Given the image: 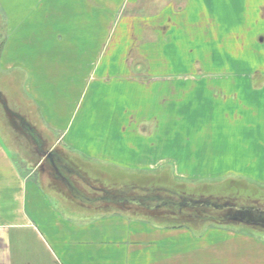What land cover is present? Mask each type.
Wrapping results in <instances>:
<instances>
[{
  "label": "crops",
  "instance_id": "crops-1",
  "mask_svg": "<svg viewBox=\"0 0 264 264\" xmlns=\"http://www.w3.org/2000/svg\"><path fill=\"white\" fill-rule=\"evenodd\" d=\"M126 20L171 24L168 50L187 40V56L205 65L214 50L244 61L243 49L260 56L264 43V0H0V73L24 102L1 92L0 264H264L253 195L264 194V66L256 58L250 79L236 78L239 64L234 76L218 66L169 78L184 64L136 63ZM158 32L136 47L163 55ZM82 164L108 180L95 183ZM164 168L176 193L224 191L231 202L200 207L225 211V223H158L164 205L133 190L164 188Z\"/></svg>",
  "mask_w": 264,
  "mask_h": 264
},
{
  "label": "rangeland",
  "instance_id": "rangeland-1",
  "mask_svg": "<svg viewBox=\"0 0 264 264\" xmlns=\"http://www.w3.org/2000/svg\"><path fill=\"white\" fill-rule=\"evenodd\" d=\"M126 21H128V20H126ZM120 26L122 27L124 32L128 33V35L131 34V38H133L132 39V46H131V50H133L132 59H137L136 63H139V60H141V62L143 61L144 63H148V65H151V64L155 65L158 62L164 66L165 71H166V69H169V66H176L179 64L185 65V66L182 65L180 67L176 66V68L173 69L172 72L171 71H168L169 73L165 72L164 74L169 76V78H174V79H177V78L188 79L189 77H191V78H200V77L207 78L205 76L208 73H211L212 70H214L215 68L218 70V66L224 67L223 69L224 70L226 69L227 73L229 75L234 76L236 73L233 71V69H235V68H233L232 66H236L237 64H239L240 68H238L236 78L250 79L252 76V73H251V71H247V70L248 69L250 70L252 62H254L256 60V58L259 59L260 66L261 67L264 66V43L262 41H261L262 46H261L260 56H255V55L253 56L252 54H249L252 51L251 48L249 49V47L247 49L246 48L243 49V50H245L243 53L244 54L243 55L244 61L242 60L241 56H239L238 59H236V57L234 55L229 54L228 52H227L228 54L226 53V54H224V56L220 57L219 52L217 50H214V53L212 54L214 56L213 60L209 61V64L205 65L206 59L203 55H200V53H198L197 55L190 54L189 56H187V53H186L187 52V49H186L187 40H183L184 41V49H181V51L179 50L178 47H174L173 49L168 50L169 49L168 47H171V45L175 41L176 42L178 41L177 40L178 38L176 36L174 37L173 40L171 38V31H172V25L171 24L162 25V23H157V21L139 23V22H135L134 20H131L128 22H121ZM162 28L164 30V37H163L164 38L163 39L164 44L163 45H164V50H165L163 55H160L158 58H156L155 51L153 48L150 49L148 47L146 50V48L142 49V48L136 47V45H137L136 40H137L139 35L141 37H143V35L149 34L150 37H148V39L149 40L150 39L155 40L154 33L161 31ZM119 30H120V28H119ZM261 39L264 41V34H263V36H261ZM177 43H175V44L177 45ZM245 43L247 44V46H249L250 41H245ZM247 46L244 45V47H247ZM195 48L199 50V48H197V47H195ZM198 50L193 49L194 52L198 51ZM182 51L185 54L184 57L181 53ZM208 58H211V57H208ZM237 60H238V62H237ZM198 64H200V65H198ZM203 69H206L208 72H202ZM261 69L263 71H260L261 74L259 76L262 79H264V69L263 68H261ZM214 74H216V76H219L218 73H213L212 75H214ZM6 75L7 74H5V73H0V111L1 112H4L3 110H5V108H10L8 106V103L6 102V99L3 96V94H5V96H8V94H9L11 97V100H12V98H15L16 100L19 98V100L21 101L20 103L24 104V102L20 98L21 94L23 93L21 87H19V84L17 85L16 82L12 83L11 78H7L8 75L7 76ZM17 90H18V92H17ZM22 96H23V98H25L24 95H22ZM9 105H10V103H9ZM26 107H28V106H26ZM30 112H31V109H30ZM32 117H34V116H32ZM31 121H35L38 124H40V122L36 119V117H35V119L33 118ZM39 129H40V127L37 126L36 131H39ZM63 158L66 160L73 159V158H70L68 156H66V157L64 156ZM76 162H78V161H76ZM67 169L70 170V171L68 170L69 172L72 171V169L69 165H67ZM42 171H44L45 173L47 172L44 169ZM98 171L99 170L90 169L88 166L83 165L81 173H82V175H89V177L95 183L101 182L102 180H108L109 174L104 176V178H101L100 172L103 173V171L102 170H100V172H98ZM162 171H164V172L160 173V175L164 181L163 182L164 188L159 189V188L149 186L146 190H140V191L133 190V192L135 193V196L137 197V198H135V199H137V202H141V203H143L149 207H155L156 205L158 207L160 205H164L163 206L164 209H170L171 207H174L175 204H178V205L180 204V206H183V205L188 206V202H189L190 205L192 206L190 208L193 209L196 206L197 210L203 209L200 207V205H203V204L209 205V204H211V202H213L216 206H218L217 204L224 205L228 202H231V199H224V196L221 195L224 191H221V189L215 188L214 186L213 187H211V186L205 187L204 186V187H202V189H199L198 194H195L194 190L188 189V187L185 185L182 188H180L179 192H177V193L174 192L173 190H169L168 189L169 185H168L167 179L169 180L170 175H172L171 169L166 170V168H164ZM44 172H43V174H44ZM75 172H76V170H75ZM127 173H129V172H127ZM133 175H135V173H133ZM143 175H145V174H143ZM125 176L128 177L127 175H125ZM133 177H135V176H133ZM148 177L150 178V176H148ZM149 181H151V180H149ZM165 187H167V188H165ZM169 187H172V186H169ZM141 191H143V192L139 193ZM253 195H257V197L259 196V199L262 203V206L259 205V207H262L260 209H263L264 208V205H263L264 204V194L257 192V193H253ZM257 197H255V198H257ZM53 198L56 201H58L57 197H53ZM226 200H228V201H226ZM214 211L215 210H208L205 212V213H208L207 215H204V216L200 215V217L208 219L211 212H214ZM231 211H229V212L232 213V215H234V213H236L234 211H232V212ZM217 212L218 211H215L214 213L215 214H218V213L219 214L220 213L226 214L225 211L224 212H218V213ZM206 216H208V217H206ZM238 217H239V215H238ZM245 218L246 219H252V217L249 215L246 216ZM214 219H216V220L211 219V221L213 223H217V224H221V223L224 224L225 223V221H222L221 219H218V218H214ZM233 224H238V223H233ZM230 227L235 228V226H230Z\"/></svg>",
  "mask_w": 264,
  "mask_h": 264
},
{
  "label": "trees",
  "instance_id": "trees-1",
  "mask_svg": "<svg viewBox=\"0 0 264 264\" xmlns=\"http://www.w3.org/2000/svg\"><path fill=\"white\" fill-rule=\"evenodd\" d=\"M159 176H161L160 173H159ZM152 178H153L152 181H158L159 180L158 177H153L152 176ZM175 205L178 206V209H177L178 211L174 210V207H171L170 209L165 210V212L162 213L163 214L162 216L156 217V221L158 223L159 222L168 223V224H172L173 223L174 225H178L179 224V226H184V225H186L185 224L186 222H190L189 220H187L190 217V214H196V215H198L197 217H200V215H202V216L207 215L208 213H205V212L208 211V210H215V209H208V208H205V209L203 208L201 210L200 209L197 210V208H196L194 210V209H189L187 206H180V204L179 205L175 204ZM214 212H211L210 216L209 217L206 216V217H208V219L210 218V220L211 219L216 220L214 218H218V219H221V220L228 219L226 217L222 218V215H220L218 212H217L218 214H215ZM223 216H228V213L223 214ZM183 222H185V223H183Z\"/></svg>",
  "mask_w": 264,
  "mask_h": 264
}]
</instances>
